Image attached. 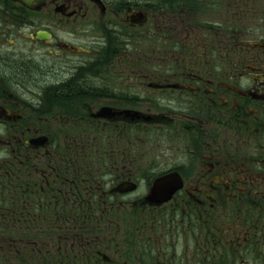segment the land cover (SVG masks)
<instances>
[{
  "label": "flooded vegetation",
  "instance_id": "af4514ba",
  "mask_svg": "<svg viewBox=\"0 0 264 264\" xmlns=\"http://www.w3.org/2000/svg\"><path fill=\"white\" fill-rule=\"evenodd\" d=\"M260 21L264 0H0V217L82 230L110 180L138 190L136 155L177 188L150 206L203 220L204 264H264Z\"/></svg>",
  "mask_w": 264,
  "mask_h": 264
},
{
  "label": "rangeland",
  "instance_id": "374dc122",
  "mask_svg": "<svg viewBox=\"0 0 264 264\" xmlns=\"http://www.w3.org/2000/svg\"><path fill=\"white\" fill-rule=\"evenodd\" d=\"M211 22L220 23L206 19V26L216 24ZM257 24L264 26V21ZM103 103L99 101V106ZM102 133L106 135V131ZM134 134L131 130V135ZM105 152V147L99 148L101 161ZM151 156L155 160V155ZM101 163L93 168L97 167L99 176H105L109 165L107 161ZM153 166L139 156H132L128 167L141 179L138 190L125 199L112 200L105 195L113 186V180L109 179L111 183L99 190L107 202L99 201L97 212L88 213L91 217L82 222V230L81 223L70 221L68 214L61 212L62 208L36 214L33 221H28L26 209L1 216L0 264H204L202 219L194 221L181 213L160 211L150 206L154 204L150 200L142 203L153 186V180L146 176L147 169ZM76 231L79 234L82 231V238L75 237ZM188 244L194 253L189 258ZM206 264L218 263L215 258Z\"/></svg>",
  "mask_w": 264,
  "mask_h": 264
},
{
  "label": "water",
  "instance_id": "95a60500",
  "mask_svg": "<svg viewBox=\"0 0 264 264\" xmlns=\"http://www.w3.org/2000/svg\"><path fill=\"white\" fill-rule=\"evenodd\" d=\"M173 181L169 180H158L155 182L148 200L153 203H159L169 199V195H172L173 191L177 188L173 186Z\"/></svg>",
  "mask_w": 264,
  "mask_h": 264
},
{
  "label": "trees",
  "instance_id": "16d2710c",
  "mask_svg": "<svg viewBox=\"0 0 264 264\" xmlns=\"http://www.w3.org/2000/svg\"><path fill=\"white\" fill-rule=\"evenodd\" d=\"M34 74H35V75H38V74L36 73V71L34 72Z\"/></svg>",
  "mask_w": 264,
  "mask_h": 264
}]
</instances>
